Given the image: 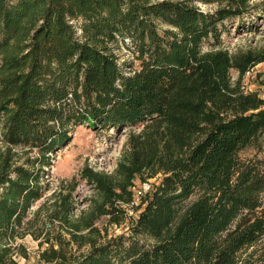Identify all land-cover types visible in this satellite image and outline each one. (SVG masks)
Returning a JSON list of instances; mask_svg holds the SVG:
<instances>
[{"label": "trees", "instance_id": "trees-1", "mask_svg": "<svg viewBox=\"0 0 264 264\" xmlns=\"http://www.w3.org/2000/svg\"><path fill=\"white\" fill-rule=\"evenodd\" d=\"M252 1L0 0V264L25 256L45 207L32 208L77 126L130 132L112 173L82 170L86 211L72 216L75 181L53 193L33 234L45 263L264 264V98L241 89L264 47L221 48L225 23L264 15ZM158 176L128 234L95 226L120 225L135 181Z\"/></svg>", "mask_w": 264, "mask_h": 264}, {"label": "rangeland", "instance_id": "rangeland-1", "mask_svg": "<svg viewBox=\"0 0 264 264\" xmlns=\"http://www.w3.org/2000/svg\"><path fill=\"white\" fill-rule=\"evenodd\" d=\"M259 0H253L251 3H257ZM201 10L212 12L216 6L203 5L195 3ZM241 23L243 26H241ZM221 48L227 50L231 54L244 53L247 51H256L264 47V15L256 11L250 17H245L242 22L225 23V31L221 36ZM204 48H207L205 45ZM120 61H130L131 57L126 50L119 52ZM231 82L238 80L236 70L230 71ZM241 89L245 93H257L264 98V64H258L251 68L241 79ZM132 131V130H131ZM130 128L119 130H92L86 126H77L71 133L70 139L58 152L50 176V188L45 192L44 196L35 202L31 213L37 211L40 206L45 207L39 215V221L34 224L31 229L33 234H37L39 227L44 221H48V214L54 201L53 193H58L62 185L75 181L76 189L73 192L74 206L73 217H78L82 211H86L89 201L92 199L94 190L90 184L81 178L83 169L88 168L96 172H104L110 174L116 168L117 162L121 156L124 145L126 143ZM257 151L247 149L241 152L242 158L252 157ZM260 157H264V138H262V148L258 153ZM160 180V176L149 181H135L132 188L134 193V202L131 205H123L125 211L124 221L120 225L108 224V218H100L95 226L103 229L107 227L108 237L120 234H128L131 223L135 220V207L139 204L140 198L145 195L152 185H156ZM64 190H62L63 192ZM64 191L63 193H65ZM32 215V214H31ZM54 231L59 229L58 223H54ZM61 231V230H60ZM59 231V233H60ZM32 233L27 234L19 244L24 249L25 256L19 255L17 260L20 264H47L40 259V253L47 247L43 241V236L35 239ZM62 239H69V235L62 231ZM22 251V250H21ZM86 248L81 250H73V255H80L85 252Z\"/></svg>", "mask_w": 264, "mask_h": 264}]
</instances>
